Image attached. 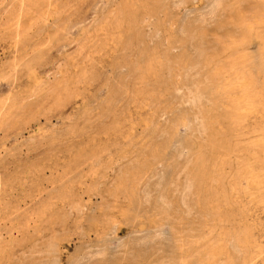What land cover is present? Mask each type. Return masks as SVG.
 I'll return each mask as SVG.
<instances>
[{
	"label": "rangeland",
	"instance_id": "obj_1",
	"mask_svg": "<svg viewBox=\"0 0 264 264\" xmlns=\"http://www.w3.org/2000/svg\"><path fill=\"white\" fill-rule=\"evenodd\" d=\"M10 1L0 264H264V0Z\"/></svg>",
	"mask_w": 264,
	"mask_h": 264
},
{
	"label": "bare ground",
	"instance_id": "obj_2",
	"mask_svg": "<svg viewBox=\"0 0 264 264\" xmlns=\"http://www.w3.org/2000/svg\"><path fill=\"white\" fill-rule=\"evenodd\" d=\"M5 1V0H4ZM33 1V0H32ZM2 2V1H1ZM1 2H0V4H1ZM11 1L9 0V3H10ZM41 2V1H40ZM43 2H44V0H43ZM42 2V3H43ZM49 2V1H48ZM12 3V2H11ZM10 3V4H11ZM42 3H39L40 4V6L42 5ZM46 2H44V4H45ZM39 4H37V2H36V5L37 6H39ZM43 4V5H44ZM3 5V4H2ZM9 5V4H8ZM7 5V6H8ZM13 6L10 8L9 7V9L7 8V10L4 12V13H6V15L9 13L11 16H12V18L14 19L13 21H12V23H11V25H13V24H15L16 25V27H17V29L19 28V26L21 25V23L23 22V20L25 19V17L27 18V16L29 15V17L32 15L31 13H33L34 11V9L37 7V6H35L34 7V5H35V3L34 2H32V4H31V0H16L13 4H12ZM39 6V7H40ZM3 7V6H2ZM1 7V8H2ZM38 7V8H39ZM46 8V7H45ZM4 9H5V7H4ZM37 9V8H36ZM40 9V8H39ZM3 10V9H2ZM38 10V9H37ZM37 10H36V12H37ZM47 10V9H46ZM4 11V10H3ZM33 11V12H32ZM1 12V11H0ZM36 12L34 13V14H36ZM4 13H1V14H4ZM8 14V15H9ZM31 14V15H30ZM33 14V15H34ZM7 15V16H8ZM32 15V16H33ZM37 15V14H36ZM2 16V15H1ZM38 16V15H37ZM3 17V16H2ZM4 17H6L5 15H4ZM10 16H8V18H9ZM34 17V16H33ZM40 17H42V16H40ZM7 18V19H8ZM24 18V19H23ZM5 19V18H4ZM23 19V20H22ZM28 19V18H27ZM35 19V18H34ZM43 20H44V18H42ZM3 20V19H2ZM10 20V19H9ZM36 20H37V17H36ZM36 20H33V21H36ZM6 21V20H5ZM22 21V22H21ZM32 21V20H31ZM30 21V22H31ZM3 22H4V20H3ZM13 22H15V23H13ZM26 22V20L24 21V23ZM0 23H2V21L0 22ZM5 23H7V21L5 22ZM29 23V22H28ZM23 24V23H22ZM30 24H33V22L32 23H30ZM2 25V24H1ZM8 25V24H7ZM10 25V26H11ZM36 25V24H35ZM24 26H26V25H24ZM29 26V25H28ZM27 26V27H28ZM34 25H32V27H33ZM13 27H14V25H13ZM12 27V28H13ZM22 27H23V25H22ZM5 28L7 29V27L5 26ZM10 28V29H9ZM8 29L9 30H13V29H11V27H9ZM30 28V27H29ZM28 28V29H29ZM1 29H3V28H0V30ZM6 29H4V30H6ZM8 29L6 30V31H8ZM16 29V30H17ZM25 29V28H24ZM15 30V31H16ZM26 30V29H25ZM30 30V29H29ZM28 30V31H29ZM1 32H2V30H1ZM23 32H25V31H23ZM6 34V32H3V34ZM14 33V32H13ZM22 33V32H21ZM10 35V34H9ZM13 34H11V36L10 37H14V36H12ZM14 35H16V33H14ZM19 35H20V33H19ZM21 36V35H20ZM20 36L17 38V40H19V38H20ZM15 37H17V36H15ZM13 39H15V38H13ZM22 39V38H21ZM16 40V39H15ZM17 41H15V44H17V43H19L20 42V40L16 43ZM245 90V89H244ZM49 195V194H48ZM51 248V247H50Z\"/></svg>",
	"mask_w": 264,
	"mask_h": 264
}]
</instances>
